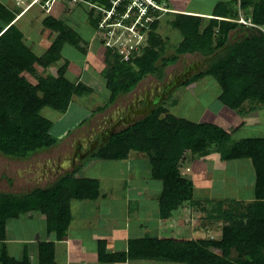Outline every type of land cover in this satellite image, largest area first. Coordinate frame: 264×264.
<instances>
[{"label": "trees", "instance_id": "trees-1", "mask_svg": "<svg viewBox=\"0 0 264 264\" xmlns=\"http://www.w3.org/2000/svg\"><path fill=\"white\" fill-rule=\"evenodd\" d=\"M89 1V0H86ZM111 7L108 0H97ZM121 0L118 11H124ZM246 18L255 26L238 22L237 13L219 2L210 18L212 26L200 30L201 15L180 13L172 22L183 35L174 53L164 56L165 41L152 33L149 44L133 61L120 64L116 74L108 75L107 86L111 91L109 102L131 92L145 76L165 77V68L176 62L182 54L202 52L206 56L216 53L210 48L212 37L218 36L216 47L224 53L209 58L208 68L195 73L185 84L212 74L222 88L220 99L229 107L245 111V105H264V0H235ZM226 7V9H225ZM228 7V8H227ZM150 9L155 10L150 7ZM252 10V15L248 12ZM119 11V12H120ZM248 11V12H247ZM17 12L21 17L25 13ZM17 14L0 1V152L10 158L26 159L57 146L61 140L54 134V121L41 113L51 107L65 114L74 94H83L86 89L81 82L62 78L48 81L41 78L38 84L29 82L22 73L35 72V64L46 68L62 57L66 43L74 42L76 31L54 15L43 20L45 27L58 32L50 47L36 54L24 40V32L16 20ZM221 17V18H220ZM92 23L97 25V19ZM158 19L149 23V28L158 26ZM246 25L252 35L230 44V32ZM208 44V45H207ZM63 75V74H62ZM55 82V83H53ZM91 90V89H90ZM165 112L164 116H161ZM203 131L208 139L198 136ZM230 132L209 123H196L176 116L157 105L152 112L122 131L114 133L106 146L100 147L89 158L106 160L127 159L131 150L143 151L149 156L151 175L162 181L159 195L162 217L193 198V180L182 173L180 160L185 152L203 153L208 146H216L223 159L250 158L256 172L254 200L219 201L212 210L216 217L225 221L221 240L160 239L145 236L131 238L126 251L108 253L105 242L99 247V260L103 262H126L129 259H150L184 264H264V158L258 151L264 150V137H247L234 143ZM80 166L59 176L47 190H34L19 198L0 196V241L5 239V223L9 217H17L27 209L41 210L46 214L49 231H55L58 239L67 235L72 220L73 198L95 200L101 195L100 179L76 177ZM15 209L17 211H15ZM55 242L40 244V261L37 264H55ZM234 250L236 257H232ZM0 264H32L27 258L19 261L9 255L5 246L0 248Z\"/></svg>", "mask_w": 264, "mask_h": 264}, {"label": "rangeland", "instance_id": "rangeland-1", "mask_svg": "<svg viewBox=\"0 0 264 264\" xmlns=\"http://www.w3.org/2000/svg\"><path fill=\"white\" fill-rule=\"evenodd\" d=\"M2 1L16 14L19 11L25 13L18 20V24L25 34L26 44L39 56L58 36V32L44 26L43 20L47 16H56L76 31L74 42L64 45L62 57L59 60L46 68L36 63L35 72L22 73L29 82L38 84L41 78L48 81L52 77L56 79L55 82H61L64 77L76 84L81 82L83 88L91 89H86L81 95L74 94L65 114L49 106L42 109L41 113L55 123L53 133L59 134L61 138L57 146L26 159L10 158L0 152V196H4L8 201L12 196L23 198L34 190H47L53 186L60 175L71 172L77 166L80 168L76 177H99L102 180L104 191L109 190L110 183L114 185L116 182H119L118 184L124 188V191L129 188L130 178H133L129 170V161L139 160L142 164L145 163L141 173L149 176L148 170L151 169L149 156L143 151L131 150L127 158L129 161L125 162L124 166L120 161L89 158V155L109 143V140L103 141L101 134L110 127L112 122H119L122 118L128 120L123 121L116 128V132L134 124L127 117L133 109H137V106L145 105L148 92L150 91V99L156 100L164 94L170 80L182 75L194 64H199V70L194 71L173 91L163 96V101L157 100L155 106L164 104L167 112L184 118L191 110L188 105L196 100L199 103L196 110L199 114L202 110V102L207 100L213 88L208 89L202 84L207 82L206 84L212 86L210 83L213 82L217 88L221 85L212 74L201 77L190 84L185 83L195 73L206 70L209 58L215 54L219 56L221 52L224 53L225 46L216 47L218 36L215 35L210 44H207L216 50L215 54L210 56L202 52L182 54L176 62L170 63L165 68L164 78L160 79L149 74L141 79L131 92L120 95L113 103L109 102L111 91L107 86L108 75L114 71L119 77L118 66L126 62L131 63L143 52V48L149 44L151 32L160 35L165 41V50L162 52L164 56L174 53L183 40V35L172 25L181 12H172L171 9L213 13L217 3L226 2L229 3L230 10L237 13L238 18L242 16L245 18L244 12L235 0H155L160 9L154 11L149 8L148 15L152 16L151 18H157L159 23L156 28L151 29V27H146L148 23L146 18L141 20L145 26L135 24L139 13L135 2L140 3L141 0H127L122 5L124 11L119 10L120 12L117 8L118 0H108L111 3L110 8L106 7L107 3L97 0H56L51 6H48L45 0ZM130 3H134L135 7L130 6ZM128 10L131 12L127 15ZM248 13L252 15V10ZM93 19H97V25L92 23ZM208 26H212L213 30L216 29L210 18L201 17L200 30L203 31ZM261 28L264 31V26ZM252 33L253 31L246 25L239 26L230 32L229 42L234 44ZM148 114L137 116L136 121ZM164 115L165 112L161 116ZM197 132L200 138L208 139L200 129ZM253 133L255 132L246 129L235 133L233 138L237 139L240 135ZM76 151L79 153L78 156ZM113 189L117 188L113 187ZM39 212L42 211L27 209L19 215L25 217ZM236 256L237 252L234 250L232 257Z\"/></svg>", "mask_w": 264, "mask_h": 264}, {"label": "crops", "instance_id": "crops-1", "mask_svg": "<svg viewBox=\"0 0 264 264\" xmlns=\"http://www.w3.org/2000/svg\"><path fill=\"white\" fill-rule=\"evenodd\" d=\"M171 11L215 17L210 11ZM20 18L19 15L16 20ZM206 83L202 85L213 88L207 100L202 102V110L197 113L199 103L195 100L194 104L188 105L191 110L184 118L222 127L231 134L229 143L247 137H264V105L249 103L245 105V111L233 109L220 99L223 91L220 85L217 88L213 82L210 83L212 86ZM246 129L255 133L233 138L235 133ZM258 157L264 158V150L258 151ZM108 161H120L124 166L129 160ZM129 162L133 178L126 191L119 182L110 183L109 190L104 191L102 180L96 177L101 184V195L97 199H71L72 220L63 239H58L55 231H49L46 215L39 212L7 218L5 239L0 241V248L5 246L16 260L27 258L32 264L40 261V244L49 240L55 242V264H184L150 259L103 262L99 260L98 252L103 241L106 251L115 253L126 251L129 239L145 236L221 240L225 221L216 217L213 205L228 200L249 202L256 197V172L250 158L223 159L214 145L206 147L200 154L188 150L180 160V167L182 173L193 180V198L173 209L168 217H162L159 207L162 181L153 178L151 170H148L149 176L141 173L145 166L142 161Z\"/></svg>", "mask_w": 264, "mask_h": 264}, {"label": "built area", "instance_id": "built-area-1", "mask_svg": "<svg viewBox=\"0 0 264 264\" xmlns=\"http://www.w3.org/2000/svg\"><path fill=\"white\" fill-rule=\"evenodd\" d=\"M45 1H46V4L48 6H51L52 5V2H55L56 0H45ZM120 1L121 0H118L117 4ZM140 3L135 2V4L137 5V7L139 8L138 18H137L135 24H137V25L141 24V25L145 26V24L143 22H141V20H143L144 18H146V22H148L147 25H146V27H149V23L154 20V18H151L152 16L148 15L149 8L152 7L155 10L156 9L158 10V9H160V7L158 6V4L156 3L155 0H141ZM130 6L135 7L134 3H130ZM129 12H131V11L128 10V12L126 14L128 15ZM237 21L238 22H241L243 24L249 25V26H255L254 23L252 22L251 18H246V17L244 18L242 16Z\"/></svg>", "mask_w": 264, "mask_h": 264}, {"label": "flooded vegetation", "instance_id": "flooded-vegetation-1", "mask_svg": "<svg viewBox=\"0 0 264 264\" xmlns=\"http://www.w3.org/2000/svg\"><path fill=\"white\" fill-rule=\"evenodd\" d=\"M199 64H195V65H192L191 67H189L188 69H187V71H189L190 69H193L194 70V68L196 69V67L198 66ZM186 71V72H187ZM185 72V73H186ZM182 75H179V76H176L173 80H170V82H169V84H167V86H166V89H165V93L163 94V95H161V96H159L156 100H154V99H150L151 97H150V91L148 92V94H147V101H146V103H145V105L144 106H149V105H151V104H154V103H156V101L157 100H161L162 99V97L166 94V93H168L169 91H171L172 90V88L176 85V81L178 82V81H180V80H182ZM144 106H137V109H134V114H136V115H138V114H140L143 110H148V108L147 107H144ZM145 108V109H144ZM133 112V111H132ZM132 117V116H131ZM127 118H129V117H127ZM126 118H122V119H120L121 121H116V122H112L111 123V125H110V127L106 130V131H104L101 135H102V138L103 139H105L107 136H108V134L113 130V129H115V128H117L124 120H125ZM78 152H76V155L78 156V154H77Z\"/></svg>", "mask_w": 264, "mask_h": 264}, {"label": "water", "instance_id": "water-1", "mask_svg": "<svg viewBox=\"0 0 264 264\" xmlns=\"http://www.w3.org/2000/svg\"><path fill=\"white\" fill-rule=\"evenodd\" d=\"M194 65H195V64H194ZM199 67H200V66H198L196 69L194 68V71H198V70H199ZM194 71H192V72H194ZM191 75H192V73H191L190 75H188V76H186V73H183V74H182V76H183V77H182V80H181L178 84H176V86H175L174 88H172L171 91H173V90L177 87V85H179L184 79H187V78L190 77ZM171 91H169L168 93H166L164 96H166L167 94H169ZM164 93H165V92H164ZM163 99H164V97L162 98V100H160V102L163 101ZM155 105H156V103L151 104L148 110H146V111H144L143 113L138 114V115L134 114V109H133V110H132L133 112L131 113L132 115L129 114V119H130L132 122L135 123V122H136V117H137V116H142V115H145V114H148V113L152 112L153 107H154ZM131 116H132V117H131ZM124 121L126 122V121H128V120L125 119ZM114 133H116V128L113 129V130L110 132V134L108 135V137L105 138L103 141L105 142V141L109 140L110 137L112 136V134H114Z\"/></svg>", "mask_w": 264, "mask_h": 264}, {"label": "bare ground", "instance_id": "bare-ground-1", "mask_svg": "<svg viewBox=\"0 0 264 264\" xmlns=\"http://www.w3.org/2000/svg\"><path fill=\"white\" fill-rule=\"evenodd\" d=\"M198 66H199V65H198ZM198 66H197V67H198ZM197 67H196V68H197ZM192 71H194V70H193V69H190L189 71H187V72H186V76H188V75H190L191 73H193ZM180 81H181V80H180ZM180 81H178V82L176 81V84H178ZM175 86H176V85H175ZM175 86H174V87H175ZM177 86H178V85H177ZM174 87H173V88H174ZM144 107H147V108L149 109L150 105H149V106L146 105V106H144ZM144 109H145V108H144ZM144 111H145V110H143L141 113H143ZM141 113H140V114H141ZM109 134H110V133H109ZM109 134H108V135H109ZM107 137H108V136H107ZM107 137H106V138H107Z\"/></svg>", "mask_w": 264, "mask_h": 264}]
</instances>
